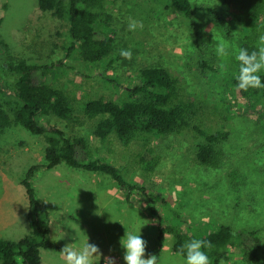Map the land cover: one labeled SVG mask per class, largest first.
Masks as SVG:
<instances>
[{"label":"rangeland","instance_id":"rangeland-1","mask_svg":"<svg viewBox=\"0 0 264 264\" xmlns=\"http://www.w3.org/2000/svg\"><path fill=\"white\" fill-rule=\"evenodd\" d=\"M191 2L195 6H216L231 36H226L207 10L196 9V34L188 20L166 0H106L103 11L112 15L113 49L105 61L88 64L76 51L67 53L68 21L40 10L37 0H0V39L6 43L0 56V80L13 83L18 75L9 66L20 60L50 64L49 82L66 89L76 111L69 120L52 114L42 120L62 129L70 138L84 136L91 143L94 157L116 165L128 181L147 189L128 191L104 172L64 162L48 168L44 166L47 137L13 122L0 128L1 238L17 240L30 231L22 179L29 167L37 164L40 166L31 179L35 196L42 202L54 201L82 218L80 225L68 219V225H75L77 231L68 226L65 241L74 238L81 245L88 237L102 254L107 250V255L124 254L120 240L127 230L148 241L147 248L156 246L158 218L150 211L148 193L157 200L155 207L163 225L179 212L181 226L189 231L215 230L221 222L235 228H261L260 244L252 238L247 244L248 253L234 249L221 264H264V101L243 98L233 85L235 57L248 27L244 14L233 2ZM130 19L142 22L143 28L128 31ZM213 35L229 44L227 57L216 55ZM121 49L131 50L132 59L121 57ZM200 60H206L212 69L202 68ZM148 66L164 67L178 76L182 97L194 102L189 127L168 136L163 159L154 171H146L139 161L145 152L141 141L125 146L111 136L101 142L93 133L96 120L83 113V104L90 98H127V90L141 69ZM3 107L12 117L10 106ZM196 127L207 132H229L222 143L220 167L207 169L198 162L196 150L202 136ZM161 140L153 139L156 148ZM235 175L238 188L233 189L231 180ZM66 188L72 191L68 193ZM61 211L57 214L62 215ZM165 238L158 264H185V258L172 249L173 234L167 232Z\"/></svg>","mask_w":264,"mask_h":264},{"label":"trees","instance_id":"trees-1","mask_svg":"<svg viewBox=\"0 0 264 264\" xmlns=\"http://www.w3.org/2000/svg\"><path fill=\"white\" fill-rule=\"evenodd\" d=\"M106 0H37L40 10L50 11L59 19L69 22L70 44L67 53H76L88 64L105 61L111 54L114 42L112 15L104 12ZM168 5L180 12L194 27L196 34V9L207 10L215 18L216 23L231 36L226 22L216 6H195L191 0H166ZM237 4L244 14V22L248 27L243 34L241 48L249 52L260 46L259 37L264 35V0H227ZM2 17H0V23ZM6 43L0 39V56ZM202 68H211L206 60L199 61ZM12 73L18 77L13 83L0 80V128L18 123L33 134H44L47 137L45 149L46 163L51 168L62 162L72 167L89 171H99L110 175L123 188L145 190L135 183L128 181L121 169L100 157H94L91 143L84 137H68L65 132L49 121L42 120L43 116L55 115L69 120L73 117L76 106L73 97L65 88L52 85L49 75L52 71L50 64L27 63L20 60L9 66ZM239 74L237 61L236 75L233 85L245 99L264 101V88L249 89L247 92L238 90L236 77ZM264 83V72L260 73ZM136 81L127 90L125 99L113 100L104 97L88 99L83 104V113L89 119H95L94 135L104 142L111 136L117 138L123 145L141 141L145 152L139 161L146 171H154L163 159V144L168 136L179 133L190 125V116L194 113V102L182 96L181 80L160 66L142 68ZM4 97V101L2 100ZM9 105L12 117L3 105ZM202 136L197 144L196 158L207 169L220 167L224 148L222 146L228 136V131L207 132L196 127ZM162 140L157 145L153 139ZM40 165H32L22 179V185L28 199L27 220L30 231L17 240L0 237L1 264H40V249L55 248L62 250L49 238L50 211L58 209L54 201L42 202L35 196L31 179ZM237 175L231 180V187L238 188ZM146 195V193H145ZM147 198L150 211L158 218V247L153 251L159 261L160 249L165 242V233H172L174 242L172 249L178 253L182 245L192 239L210 241L213 247L206 250L212 264H221L222 259L229 258L230 252L238 249L248 253L247 245L252 238L260 244L259 227L235 228L231 223L221 222L215 230L189 231L181 226V214L176 212L171 221L163 225L162 217L155 207L156 201L151 195ZM158 196V195H157ZM179 254V253H178ZM182 256V255H181ZM184 257V256H183ZM185 258V257H184Z\"/></svg>","mask_w":264,"mask_h":264},{"label":"clouds","instance_id":"clouds-1","mask_svg":"<svg viewBox=\"0 0 264 264\" xmlns=\"http://www.w3.org/2000/svg\"><path fill=\"white\" fill-rule=\"evenodd\" d=\"M137 28L142 29L143 23L133 19L129 20L128 31H135ZM216 41V55L218 57H227L229 55V44L220 37L213 35ZM260 46L257 50L249 52L246 48H240L235 59L239 62V74L236 77L237 89L247 92L249 89L264 88L261 80V72H264V35L259 37ZM121 57L127 60L132 59L131 50L121 49ZM45 202H48L44 200ZM154 223V222H153ZM71 229L77 231L75 225H68ZM79 227V226H78ZM80 229V228H79ZM55 231V229H54ZM56 233V231H55ZM60 235L52 236L53 242L59 241L65 237V233L60 229ZM121 247L125 250L123 260L125 264H157V256L148 254L146 249L148 241L143 239L140 234L126 230L124 237L120 240ZM213 247L210 241L204 239H192L185 243L178 250V253L185 257V264H212L206 250ZM61 252L63 264H96V259H101L103 255L99 247L89 242V238L81 244H66ZM104 264H117L115 257L104 256Z\"/></svg>","mask_w":264,"mask_h":264},{"label":"crops","instance_id":"crops-1","mask_svg":"<svg viewBox=\"0 0 264 264\" xmlns=\"http://www.w3.org/2000/svg\"><path fill=\"white\" fill-rule=\"evenodd\" d=\"M68 189L67 192H71L72 189L66 188ZM74 194V191H73ZM45 202V201H43ZM94 202H91V208L92 210H94ZM59 210H62L61 212L62 215H58L57 212ZM72 213L68 212L66 209L63 210L62 209V205H59L58 209H54L50 211V223H49V238L52 240V236L57 235L59 236L60 233V229L62 232H64L66 235L68 233V219L75 221L78 225H80V221L82 220V218L79 216H74L71 215ZM60 218V219H58ZM56 233H55V231ZM144 229V228H143ZM158 234V233H157ZM157 238V236H156ZM166 240V239H165ZM55 243H57L60 246H65L66 244H70V243H76V240L74 238H69L67 241H65V239H61L59 241H56ZM77 244V243H76ZM158 240H157V245L156 246H152V247H148L146 249V256L145 258H147L148 254H153V251L158 247ZM173 245V243H172ZM110 250H107L103 256H101V259H103L104 256H107V253ZM119 253V252H118ZM121 255L124 256V254L120 253ZM40 258H41V262L40 264H63V258L61 256V252L60 250H57L55 248H41L40 249ZM100 259V260H101ZM96 261H99V258L96 259ZM159 262V261H158ZM158 264V263H157Z\"/></svg>","mask_w":264,"mask_h":264},{"label":"built area","instance_id":"built-area-1","mask_svg":"<svg viewBox=\"0 0 264 264\" xmlns=\"http://www.w3.org/2000/svg\"><path fill=\"white\" fill-rule=\"evenodd\" d=\"M107 256L115 257L117 264H125L124 260H123V256L118 252L111 253ZM96 264H104V260L101 259V260L97 261Z\"/></svg>","mask_w":264,"mask_h":264}]
</instances>
